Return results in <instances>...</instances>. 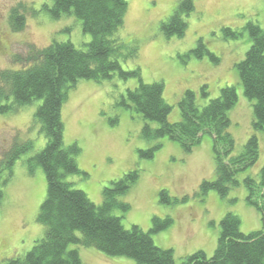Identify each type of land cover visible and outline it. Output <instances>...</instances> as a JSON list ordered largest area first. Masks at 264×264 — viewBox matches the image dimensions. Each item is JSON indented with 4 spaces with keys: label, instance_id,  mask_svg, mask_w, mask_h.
Masks as SVG:
<instances>
[{
    "label": "rangeland",
    "instance_id": "1",
    "mask_svg": "<svg viewBox=\"0 0 264 264\" xmlns=\"http://www.w3.org/2000/svg\"><path fill=\"white\" fill-rule=\"evenodd\" d=\"M181 0H128L122 39L129 47L138 48V57L123 64L124 70L142 69L147 84L162 82L163 97L172 107L171 123L181 121L178 106L188 90L197 97V104L206 106L220 96L225 87H235L238 102L230 111V133L236 142L234 155L242 153L254 134L259 139V159L240 175V185L227 197L216 191L201 196V184L216 179L213 140L205 135L191 153L169 138L147 141L142 137L144 121L133 110L120 105L126 88H134L135 80L123 82L119 76L101 83L81 80L63 106L65 145L77 143L82 149L79 169L87 176L73 175L67 180L83 191L95 204L103 203V190L131 171H139L140 179L120 197L130 210L122 217L125 229L138 226L144 232L152 228L154 217L171 218L174 224L152 236L156 246L170 249L175 264L204 252L211 258L221 234V221L233 213L241 221V233L261 231V214L249 204L248 190L243 180L247 176L259 179L264 166V132L253 130L254 102L248 100L239 78L237 64L244 60L251 47L246 27L257 24L264 30V0H192L195 12L187 19L188 29L183 37H166L161 29ZM53 6V0H0V72L21 69L16 58L25 59L30 47L47 48L54 41L71 42L85 49L91 36L83 33L74 16L54 19L43 6ZM13 10L25 17L22 30L11 23ZM231 29L242 35L224 38L223 30ZM202 40L206 48L220 59L214 63L209 56L188 55ZM209 94L204 98L202 88ZM41 100L33 101L16 112L0 115V159L16 154L25 143L31 148L20 153L13 166V178L3 186L4 200L0 209V263L24 256L36 241L45 235L38 214L47 195L44 170L34 158L46 147V138L36 113ZM156 127L155 124H153ZM160 146L153 159H141L140 152ZM6 173L3 175V179ZM167 191L171 198L182 200L177 205L159 202L160 193ZM83 264H136L129 258H111L95 249L77 248Z\"/></svg>",
    "mask_w": 264,
    "mask_h": 264
},
{
    "label": "trees",
    "instance_id": "2",
    "mask_svg": "<svg viewBox=\"0 0 264 264\" xmlns=\"http://www.w3.org/2000/svg\"><path fill=\"white\" fill-rule=\"evenodd\" d=\"M128 0H53V6H43L54 19L74 16L81 22L83 33L91 36L85 49L76 48L71 42L54 41L47 48L30 47L25 59L16 58L21 69L0 72V115L16 112L33 101L41 100L36 119L46 138V147L34 161L45 172L47 195L40 207L38 222L45 227V235L36 241L30 252L0 264H83L77 248L95 249L111 258H129L136 264H175L174 253L155 245L153 235L169 229L174 220L154 217L152 228L144 232L138 226L125 229L122 217L130 206L121 202L140 179L139 171H131L103 190V203L95 205L81 190L67 180L73 175H83L78 166L82 149L77 143L65 145V125L62 109L81 80L101 83L115 76L123 82L135 80L136 87H127L121 95L120 105L133 110L143 119L142 137L147 141L169 138L177 142L185 153H191L203 136L213 140L216 179L201 184V196L216 191L227 197L240 185V175L252 168L259 159V139L254 134L247 141L242 153L234 155L236 142L230 133V111L238 102L235 87H225L220 96L206 106L197 104L193 91H186L178 106L181 121L171 123L172 107L164 97V84H147L142 79L141 67L124 70L123 64L138 57V48L129 47L122 39ZM195 12L192 0H181L173 14L160 24L166 37H183L188 29L187 19ZM25 17L13 10L11 23L16 30L24 28ZM251 47L237 69L245 97L254 102L253 130L264 132V30L249 23ZM224 38L237 39L242 34L231 29L223 30ZM188 55L197 58L209 56L214 63L220 59L212 54L202 40ZM202 88L204 98L209 94ZM156 125V127L153 126ZM160 146L141 151V159L150 160ZM31 148L25 143L18 153L5 154L0 159V209L4 200L3 186L13 178V166L20 153ZM6 177L3 179V175ZM244 185L247 200L261 214L263 229L249 235L241 233V221L228 213L221 221V234L214 255L209 258L200 251L182 264H264V166L259 179L247 176ZM188 199L171 198L167 191L160 193L161 204L177 205Z\"/></svg>",
    "mask_w": 264,
    "mask_h": 264
}]
</instances>
